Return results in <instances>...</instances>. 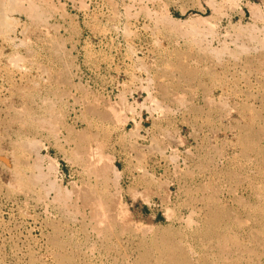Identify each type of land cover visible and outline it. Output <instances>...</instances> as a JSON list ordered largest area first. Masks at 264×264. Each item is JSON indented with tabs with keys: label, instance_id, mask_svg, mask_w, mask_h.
I'll list each match as a JSON object with an SVG mask.
<instances>
[{
	"label": "rangeland",
	"instance_id": "374dc122",
	"mask_svg": "<svg viewBox=\"0 0 264 264\" xmlns=\"http://www.w3.org/2000/svg\"><path fill=\"white\" fill-rule=\"evenodd\" d=\"M0 12V264H264V0Z\"/></svg>",
	"mask_w": 264,
	"mask_h": 264
},
{
	"label": "bare ground",
	"instance_id": "6f19581e",
	"mask_svg": "<svg viewBox=\"0 0 264 264\" xmlns=\"http://www.w3.org/2000/svg\"><path fill=\"white\" fill-rule=\"evenodd\" d=\"M3 8H4V7H3ZM14 9H15V8H14ZM18 9H19V8H18ZM3 10H4V9H3ZM1 12H3V11H1ZM1 12H0V13H1ZM20 12H21V11H20ZM4 13H5V12H4ZM7 13H8V12H7ZM7 13H6V14H7ZM12 13H13V12H12ZM0 16H1V15H0ZM3 16H4V15L1 16L2 19L0 20V24H1V21L6 17V16H4V18H3ZM1 17H0V18H1ZM1 25H2V24H1ZM1 25H0V26H1ZM193 26H194V24H193ZM195 28H196V27H195ZM16 58H17V57H16ZM14 59H15V58H14ZM11 65H12V64H11ZM8 74H9V73H8ZM189 81H190V80H189ZM211 87H212V86H211ZM221 102H222V101H221ZM179 104H180V103H179ZM53 106H54V105H53ZM86 107H87V106H86ZM250 112H251V111H250ZM227 114H228V113H227ZM257 118H258V117H257ZM62 119H63V118H62ZM55 123H56V122H55ZM42 131H43V130H42ZM74 134H75V133H74ZM26 143H27V142H26ZM27 144H28V143H27ZM31 146H33V145H31ZM215 154H216V153H215ZM87 155H88V154H87ZM87 155H86V156H87ZM232 175H233V174H232ZM232 177H233V176H232ZM19 179H20V178H19ZM20 184H21V183H20ZM237 185H238V183H237ZM242 202H243V201H242ZM100 204H101V203H100ZM97 214H98V211H97ZM94 216H95V215H94ZM185 219H186V218H185ZM188 222H189V220H188ZM192 223H193V222H192ZM239 224H240V223H239ZM105 225H106V224H105ZM187 226H188V225H187ZM187 226H186V227H187ZM96 228H97V227H96ZM105 228H106V227H105ZM98 231H99V230H98ZM97 234H98V233H97ZM106 235H107V234H106ZM219 255H220V254H219ZM247 261H249V260H247Z\"/></svg>",
	"mask_w": 264,
	"mask_h": 264
}]
</instances>
